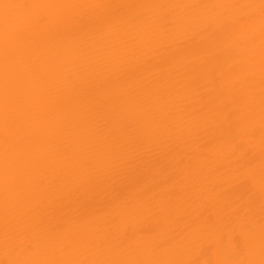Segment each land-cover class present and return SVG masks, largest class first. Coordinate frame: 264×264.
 Masks as SVG:
<instances>
[{
  "label": "bare ground",
  "instance_id": "obj_1",
  "mask_svg": "<svg viewBox=\"0 0 264 264\" xmlns=\"http://www.w3.org/2000/svg\"><path fill=\"white\" fill-rule=\"evenodd\" d=\"M0 264H264V0H0Z\"/></svg>",
  "mask_w": 264,
  "mask_h": 264
}]
</instances>
